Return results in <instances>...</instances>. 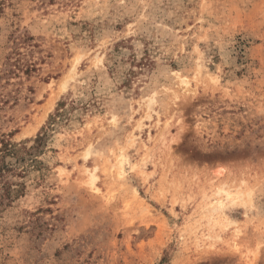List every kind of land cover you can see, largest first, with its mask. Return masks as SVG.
<instances>
[{
  "label": "rangeland",
  "instance_id": "374dc122",
  "mask_svg": "<svg viewBox=\"0 0 264 264\" xmlns=\"http://www.w3.org/2000/svg\"><path fill=\"white\" fill-rule=\"evenodd\" d=\"M39 132L0 264H264V0H0V145Z\"/></svg>",
  "mask_w": 264,
  "mask_h": 264
},
{
  "label": "trees",
  "instance_id": "16d2710c",
  "mask_svg": "<svg viewBox=\"0 0 264 264\" xmlns=\"http://www.w3.org/2000/svg\"><path fill=\"white\" fill-rule=\"evenodd\" d=\"M16 65L21 69L20 60ZM25 72L32 70V65L24 67ZM64 105L63 102L59 104ZM59 113L56 114V116ZM55 119V118H54ZM45 131V130H44ZM46 133L39 132L34 139L24 142H12L2 139L0 145V205H10L15 199L25 194L26 183L15 181L16 177H25L39 164L38 153L46 141ZM32 141L33 144L28 143Z\"/></svg>",
  "mask_w": 264,
  "mask_h": 264
}]
</instances>
